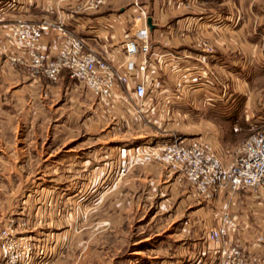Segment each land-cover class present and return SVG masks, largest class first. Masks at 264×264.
Masks as SVG:
<instances>
[{
  "label": "rangeland",
  "instance_id": "1",
  "mask_svg": "<svg viewBox=\"0 0 264 264\" xmlns=\"http://www.w3.org/2000/svg\"><path fill=\"white\" fill-rule=\"evenodd\" d=\"M261 63L249 72L235 68L239 90L220 74L215 95H195L202 107L181 105L215 122L221 149L252 132V120L257 128L264 120ZM62 74L53 89L29 88L21 99L7 94L0 101V227L9 218L25 222L15 232L33 243L30 264L193 263L195 228L211 221V201L198 198L178 172L130 151L192 134L202 123L195 116L155 125L108 111ZM130 94L128 103L137 100ZM122 159L128 165L120 173Z\"/></svg>",
  "mask_w": 264,
  "mask_h": 264
},
{
  "label": "crops",
  "instance_id": "2",
  "mask_svg": "<svg viewBox=\"0 0 264 264\" xmlns=\"http://www.w3.org/2000/svg\"><path fill=\"white\" fill-rule=\"evenodd\" d=\"M83 2L0 0V101L7 99V94L21 99L20 94L29 88L53 89L50 84L56 83L63 72L68 75L67 70L62 69L58 78L51 81L30 67L11 61L10 57L20 53L18 41L10 30L13 23L60 20L65 32L83 40L85 51L105 56L112 65L123 60L122 41L138 29L146 28L149 48L157 54L151 57L145 72V97L134 103L117 98L107 107L108 111L131 114L155 125L184 124L196 116V122H201L202 126L192 127L189 135H202L215 141L218 134L215 122L203 118L201 113L190 114L182 110L181 105L185 102L186 107L189 104L202 107L204 101H198L195 95H215V85L225 73L232 90H239L243 79L237 70L253 71L252 63L264 61V0H104L94 9L86 8ZM147 16L151 28L146 23ZM64 36L55 30L44 32L40 39L41 49L49 55L55 54L63 45ZM201 40L208 48L199 44ZM231 64L234 65L229 70L227 66ZM260 65L264 68L263 63ZM225 67L229 71L224 70ZM126 88L131 90L132 79L123 91ZM190 97L193 99L187 102ZM221 203L234 222L228 239L242 243L252 264H264V192L240 190L213 199L211 221L200 224L199 232V225L195 228L197 236L196 241L191 242L193 250L206 243L205 230L216 222L222 208L215 211V205ZM210 254L206 253L203 259L209 260Z\"/></svg>",
  "mask_w": 264,
  "mask_h": 264
},
{
  "label": "built area",
  "instance_id": "3",
  "mask_svg": "<svg viewBox=\"0 0 264 264\" xmlns=\"http://www.w3.org/2000/svg\"><path fill=\"white\" fill-rule=\"evenodd\" d=\"M103 1L84 0L83 3L86 8L94 9ZM10 30L20 51L10 57L11 61L26 65L51 81L66 69L68 75L81 83L105 108L117 98L128 102L130 91L122 88L126 87L129 79H132L134 98L144 99L145 72L149 60L157 54L149 48L146 28L138 29L122 41L123 60L116 65L110 64L101 54L85 51L83 40L65 32L60 20H44L38 24L17 21ZM50 30L65 35L63 45L53 55L43 51L40 42L43 33ZM199 43L202 46L206 44L203 40ZM260 123L257 128L252 120L250 125L255 129L226 150L220 148L216 135L215 141L202 135H177L167 141L145 145L149 148L142 149L141 153L182 175L196 196L206 202L220 194H233L240 190L264 192V120L261 116ZM237 128L232 126L233 130ZM130 153L138 155L139 151L134 149ZM127 165L128 162L122 159L118 171L123 173ZM24 224L9 218L0 227V264H30L33 260L31 239L15 232L16 226ZM233 225L232 216L223 208L216 222L205 230L206 243L192 253L195 258L188 264H252L242 243L228 239ZM206 253H211L209 260L203 259Z\"/></svg>",
  "mask_w": 264,
  "mask_h": 264
},
{
  "label": "water",
  "instance_id": "4",
  "mask_svg": "<svg viewBox=\"0 0 264 264\" xmlns=\"http://www.w3.org/2000/svg\"><path fill=\"white\" fill-rule=\"evenodd\" d=\"M146 23H147L148 27H150V28L152 27L151 23H150V17L149 16L146 17Z\"/></svg>",
  "mask_w": 264,
  "mask_h": 264
}]
</instances>
